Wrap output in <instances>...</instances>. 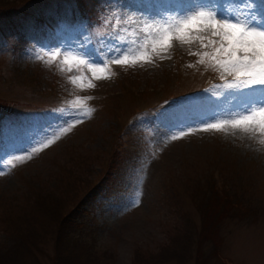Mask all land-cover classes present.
Masks as SVG:
<instances>
[{
    "label": "rangeland",
    "instance_id": "1",
    "mask_svg": "<svg viewBox=\"0 0 264 264\" xmlns=\"http://www.w3.org/2000/svg\"><path fill=\"white\" fill-rule=\"evenodd\" d=\"M30 1L26 7L32 10L56 4L70 9L76 2ZM103 4L112 30L103 46L97 40L100 25L80 23L59 30L51 39L26 29L24 38L34 41L33 46L15 52L11 50L15 39L3 33L5 21L26 22V14L12 5L0 8V98L15 106L16 113L0 130V206L4 209L20 203L31 186L41 185L52 191L62 184L59 191L66 201L72 197L65 206L71 204L84 192L85 184L94 183L114 164L115 154L109 162L104 158L119 144L130 114L167 101L169 93L178 90L179 80L187 90L212 77L208 73L214 69L213 62H204L194 71L200 57L194 53L210 51L211 46L202 49L198 43L176 39L167 51L158 49L151 62L112 63L121 53L135 55L141 46L150 51L156 27L173 24L186 10L201 6L215 9L217 18L243 20L249 4L264 23V5L254 0H104ZM54 51L61 55L53 60L50 53ZM64 55L86 59L91 67L76 61L65 64ZM175 60L183 68L191 66L187 75L177 69ZM105 65L106 70L99 71ZM227 75L231 74L220 68L215 74ZM253 98L264 100V89L211 90L201 100L176 99L154 112L135 114L129 120L132 135L116 182L81 212L77 222L82 228L76 235L91 244L94 252L107 253L103 259L110 264H136L133 249L149 253L169 244L171 236L182 232L186 212L199 222L189 194L209 181L218 191L240 195L243 204L250 206L245 218L227 219L221 225L217 241L221 254L231 259L230 264H264V135L231 125L204 130L208 123L244 114ZM68 159L77 161L74 172L60 166ZM59 170L68 179L59 181ZM5 232L0 227V242L5 241ZM210 246L203 245L209 254ZM43 247L52 251L50 241ZM192 261L191 256L181 264Z\"/></svg>",
    "mask_w": 264,
    "mask_h": 264
},
{
    "label": "trees",
    "instance_id": "2",
    "mask_svg": "<svg viewBox=\"0 0 264 264\" xmlns=\"http://www.w3.org/2000/svg\"><path fill=\"white\" fill-rule=\"evenodd\" d=\"M103 1L76 0L70 9L56 4L32 10L26 7L31 2L30 0L16 2L0 0V8L4 9L5 6L12 5L14 10L26 14V22L17 23L16 20L6 18V30L4 31L2 26L0 28L3 29L5 36H12L15 39V44L11 47L14 52L17 49L27 50L33 46L34 41L24 38L26 29L30 28L37 36L51 39L59 30L73 28L76 25L81 26L80 23L89 27L92 23L100 25V37L97 40H100L102 45L112 37L111 24L108 26L109 20L104 14ZM48 17L53 18V24ZM199 59L200 57L196 60L195 72L204 66V64L198 65ZM203 60L206 65L212 62L208 57ZM176 67L186 72L185 75L189 73L187 70L191 69V66L181 67L178 61ZM216 73V67H214L208 73L209 76H212L211 78L207 77L201 83H197L187 90L181 88L182 83L179 80L176 85L178 90L169 93L165 99H175L184 94L186 96L198 94L213 85H217V91H221L229 83L223 78H217ZM115 76L118 77V75ZM157 103L159 102H154L153 105L147 107L144 106L141 110L150 111L153 106H157ZM14 109L15 106L11 105L10 102L0 98V126L5 120L15 116ZM125 125L127 122L123 125L118 137L120 146H118L119 144L118 147L115 146L113 154L109 157L110 152H108L104 158L105 162H109L115 154L114 164L94 183H90L88 186L85 184L84 192L74 198L71 204L65 206V203L70 201L72 197L66 201L63 192L59 191L63 187L61 184L57 190L52 191H45L48 189L44 186V188L41 187L42 185L31 186L30 191L24 194L20 203L5 209L0 206V227L6 231L5 241L0 242V264H110V260L103 259L105 255L108 256L107 253L102 252L100 255L94 252L92 245L86 243L81 236L76 235L75 231L82 228L81 224L77 222V218L81 212H85L88 203L104 190L112 188L116 182L115 178H117L119 167H121V162L124 159L125 146L130 135H132V130L126 128ZM124 128L127 129L125 135L122 134ZM76 162L68 159L60 166H63L64 171L74 172L73 170L78 168ZM61 178L68 179L67 173L62 171L57 179L60 181ZM58 180L56 181L59 182ZM202 186L195 187L189 194L192 206L199 214V222H194L186 212L187 214L183 218H186L184 226L187 225L183 226L180 234L170 237L169 244L161 245L157 251L149 253L139 248L133 249V261L136 264H168L171 262L181 264L185 260L188 262L191 256L193 264H230L231 259L228 256H223L217 246V241L221 239L219 237L221 225L227 219L245 218L250 206L243 204L240 195L235 192H233L234 195H230L225 190L218 191L209 181L203 183ZM78 198L79 200L76 201ZM36 214H39L41 219ZM44 217L45 219H43ZM48 241L52 245V251L45 250L43 247ZM193 243L197 245L192 247ZM207 243L211 244V254L207 253L206 248H203V245Z\"/></svg>",
    "mask_w": 264,
    "mask_h": 264
},
{
    "label": "snow or ice",
    "instance_id": "3",
    "mask_svg": "<svg viewBox=\"0 0 264 264\" xmlns=\"http://www.w3.org/2000/svg\"><path fill=\"white\" fill-rule=\"evenodd\" d=\"M247 2L248 0H245V3ZM254 2L264 5V0H254ZM217 17L218 12L215 9L205 10L204 6L195 11L186 10L182 18L175 23L156 27L150 51L146 46H141L135 55L121 53L120 58L114 59L112 63L127 65L141 61L151 62L153 54H158V49L167 51L176 39L187 44L198 43L202 49L211 46L210 51H199L194 54L208 57L213 62V67H219L224 72L230 73L234 80L229 83V88L264 89V23L257 19L251 4L244 10L243 20L238 16ZM60 55V51L50 53L53 60ZM70 61H76L79 65L88 64L91 67L86 59L64 55L63 62L69 64ZM204 62L203 59L200 60V63ZM106 68L107 65L99 71L104 72ZM72 79L73 83L77 82L75 77ZM89 86L93 85L89 84ZM227 125L244 132L264 135V100L253 98L244 110V114L234 119L208 123L204 130H219ZM48 143L51 144L52 141ZM2 174L0 172V175Z\"/></svg>",
    "mask_w": 264,
    "mask_h": 264
}]
</instances>
